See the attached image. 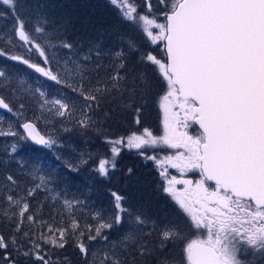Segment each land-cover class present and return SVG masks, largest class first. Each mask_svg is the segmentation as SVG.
Instances as JSON below:
<instances>
[{
	"label": "snow or ice",
	"instance_id": "1",
	"mask_svg": "<svg viewBox=\"0 0 264 264\" xmlns=\"http://www.w3.org/2000/svg\"><path fill=\"white\" fill-rule=\"evenodd\" d=\"M109 3L124 20L135 24L149 42L163 43L166 60L146 52L140 62L158 73L166 82L167 91L160 98L163 133L155 135L143 127L127 137L106 140L111 145L112 158L101 159L96 170L108 177L116 168L115 158L124 148L179 150L163 158L146 155V159L157 161L165 182L163 192L176 202L192 226L203 229L205 238L189 240L176 222L157 224L142 214L134 215L122 205L124 197L115 192L111 195L116 214L110 221L98 220L95 227L81 225L73 214L80 201L64 200L68 218L54 225L30 208V198L46 183L42 180L24 195L9 191L0 196V221L6 224V232H0V264H56L45 246L63 249L70 239L84 264H97L96 254L90 251L87 242L107 241L104 231L122 227L125 216L136 227L123 236L121 246L135 249L141 257H155L156 264H178L173 257L164 255L177 246H182L179 264H245L242 255L264 256V0H142V5L137 0H109ZM0 4L13 14V34L22 42L21 47L38 53L43 66L20 55H10L8 59L27 65L82 100L84 104L76 120L80 127L95 123L93 116L99 102L109 97L126 101L124 107L131 110L133 122L141 124L137 96H142L149 85L143 73L129 69L123 51L114 54L105 77H90L87 62L91 57L86 55L83 63L73 69L65 66L66 75L62 78L59 71L54 72L49 66L46 49L37 42L35 34L44 33V27L25 28V20L18 14L23 0H0ZM141 7L147 9L146 14ZM128 46L135 48L134 42ZM62 47L70 50L73 46L65 42ZM6 55L0 49V56ZM100 69L97 65L95 71L98 73ZM71 72L76 79L69 78ZM0 78L8 80L3 69ZM45 103L58 105L55 114L60 117L75 114L76 106L70 107L61 99ZM23 107L21 103L19 108ZM0 109L13 112L2 96ZM22 127L29 130L24 139L30 138L38 146L51 148L55 143L39 135L33 123H24ZM190 128L192 134L187 131ZM0 136L15 137L17 133L0 130ZM11 151H17L16 145ZM165 161L182 173H199L200 179L195 183L202 195L194 204L190 205L183 195L186 189L175 187L189 186L193 181L170 175ZM7 181L16 185L11 175ZM207 182H213L211 191ZM195 205L203 208L204 213ZM153 231L159 240L155 247L144 240ZM99 264H121V260L115 252H106Z\"/></svg>",
	"mask_w": 264,
	"mask_h": 264
},
{
	"label": "trees",
	"instance_id": "2",
	"mask_svg": "<svg viewBox=\"0 0 264 264\" xmlns=\"http://www.w3.org/2000/svg\"><path fill=\"white\" fill-rule=\"evenodd\" d=\"M137 3L142 5V0H137ZM141 10L143 13H147L146 8L141 7ZM3 11L13 16L7 6ZM18 14L25 20V28L44 27V33L35 34L37 42L46 49L49 66L54 72L59 71L62 78L66 75L65 66L68 69H73L76 64L83 63L82 58L86 55L91 57L87 62L90 77L93 79L97 75L105 77L107 66L112 63L114 54L123 51L127 56L126 62L131 71L143 73L145 76L151 74L150 77L154 79L155 83L149 86L142 96H137V103L141 105L140 125L133 122V117L130 114L131 110L124 107L126 101L109 97L99 102L100 107L96 109L93 116L95 123L90 127L82 128L76 123V120L79 116V108L83 106L84 102L68 89L49 79H46L43 83L41 82L38 89H26L19 80L24 74L25 65L18 61L13 70H4L8 74L7 81L0 78V95L3 97L9 95L11 105L14 107H18L22 103L27 108L26 113L23 111V114H25L23 115L24 119L36 121L40 128H42V123L38 116L45 118L52 132L53 141H55L50 150L40 151L30 147L20 137V140L26 145V150H17L13 159L8 158V160H5L4 154L6 147H9L7 141L10 136H0V169L10 172V175L16 181L20 177L26 178L28 189L41 184L42 180L46 181L37 190L36 195L29 200L30 208L36 209L41 219L48 209L50 213L55 215L54 225L66 222L68 210L63 202L69 200L80 201L74 208L73 214L81 225L89 224L95 227L98 221L97 218L110 221L116 214L114 197L108 200V203L98 204L92 208L83 206L79 209V206L88 202L83 194L90 187L93 177L100 181H107V177L99 175L96 170L101 159L112 158L111 145L106 140L127 137L132 132H140L143 127L151 129L155 135H161L159 129L163 126V118L160 98L167 91L166 82L160 79L152 67L142 64L140 57L146 52H152L158 58L166 60L162 50L163 44L154 45L149 42L135 24L127 22L121 17L119 11L109 3V0H82L77 6H75L74 0H23V7ZM96 28H101V32L94 35L93 32ZM0 42L3 41L0 39ZM65 42L71 43L72 49L62 47ZM129 42H134L135 48H129ZM19 51L17 55L24 56L26 59L30 58V62L34 64L38 65L40 63L43 65V58L35 51L21 50V48ZM54 57H64L69 62H66L60 70L54 66L55 62L52 60ZM97 65L101 66L98 73L95 71ZM68 76L70 79L77 78L74 72L68 73ZM23 84L25 85V83ZM17 85H22V87L19 86L22 88V92L13 89ZM8 87H12L10 92ZM41 93H44V95L41 96ZM55 99H61L68 103L70 107L75 105V114L66 115L65 117L56 115L55 111L58 105L45 103V101ZM154 150L155 148H146L143 149V152L150 154ZM166 150L168 148L160 151ZM115 159L117 160L116 170L119 173L124 172L126 169V162L127 168L131 169V172L144 169L150 171L152 169L150 166L151 160L146 159L145 155H141L137 151L132 152L130 149L124 148ZM84 161H87V163H84ZM153 172L151 174L157 184V192H154L155 185L150 176L145 177L143 175L144 181L140 186L126 192L127 196L123 206L134 215L142 214L159 224L160 217L175 215L176 208L170 204L171 202L163 193L160 183L158 184L155 180ZM111 175H113V172ZM67 184L69 189L65 190ZM71 186L74 189H71ZM4 193L6 192H2L0 196H3ZM148 196L150 203L147 204L141 201ZM158 199H160L159 202ZM186 222L190 224L187 217ZM135 227L132 219L125 216V224L122 227H114L111 230L104 231V234L108 237L107 241L102 239L91 242L86 241L89 243L90 251L96 254L97 264H99V260L107 249L119 253L116 255L120 258L121 264H156V258L149 260V258L137 255L135 249L121 246L123 236L127 233L126 229L131 230ZM0 232H6V229L1 227ZM147 239L145 236V242L150 243L152 247L159 243L156 231H153ZM71 248L75 249L71 254L72 258L70 259L72 260L64 264H84L83 257L71 239L63 249H51V246H45L49 257L50 255L56 256L59 253L68 252ZM170 250L171 248L165 254ZM178 251L182 252V246L174 247L166 256L173 257ZM173 258L177 262L181 260V256L179 259Z\"/></svg>",
	"mask_w": 264,
	"mask_h": 264
},
{
	"label": "bare ground",
	"instance_id": "3",
	"mask_svg": "<svg viewBox=\"0 0 264 264\" xmlns=\"http://www.w3.org/2000/svg\"><path fill=\"white\" fill-rule=\"evenodd\" d=\"M82 0H74L75 2V6H77L78 4L81 3ZM4 9H6V6L3 4H0V39L3 42H0V49H2L4 52L7 53L6 56H0V69L3 70H13L17 64V61H12L10 59H8V56L10 55H17L19 54V47H21V43L19 42H10L8 39V37H10L9 35L14 36V27H15V20L13 18V16L10 13H4ZM97 15V14H95ZM108 21V20H107ZM101 32V28H96L95 31L93 32V34L95 35L96 33ZM8 36V37H6ZM18 45V46H17ZM30 60V58H28ZM55 64H56V68H59L60 70H62V68L65 66V58H59V57H54L52 59ZM32 63V62H31ZM40 66H43L42 64H38ZM24 74L19 78V80H23V81H33L36 78L39 79L40 82H38L36 87H32L38 89L41 81L44 80V78L41 76V74L36 73V74H31L28 66L25 65V69L23 70ZM35 76V77H34ZM38 76V77H37ZM150 75H147L145 77L146 82L148 83L149 86H151L154 82V79H152ZM16 82V81H15ZM9 88V87H8ZM12 88V87H11ZM9 88L8 91L10 92L12 89ZM31 90V89H30ZM2 96V95H0ZM3 97V96H2ZM5 99V101L9 104V106L13 109L12 114L4 112L0 109V129L2 131H16L17 133V142L16 138H13V136L8 137V141L7 143H9V147H6V151H5V156L4 159L8 160L9 159H13L15 156V153H13L11 151L12 146L16 144L17 150H26V145L25 143H28L30 147H33L34 149L43 151V150H50L51 148L48 147H42L39 148L37 146H35L33 144V142H30L28 139H24V137H27L25 132L22 131L21 126L24 123L27 122H31L33 124H35V126L38 128V130H40L41 134L45 137V138H50L51 140H53V136H52V132L51 135H47L45 130H43V125L42 128L39 127V124L36 121L33 120H26L24 119L25 114H23V111L26 113L27 108L23 107V109L21 110L18 107H14L11 105V101L9 100V97L4 96L3 97ZM7 118V119H6ZM20 137L23 139L22 142L20 140ZM14 143V144H13ZM53 146V145H52ZM28 152V151H27ZM26 152V154H27ZM126 169L124 170V172L119 173L116 168L112 171H110V173L113 172V175H108L107 177V181H100L97 178L93 177L91 182H90V187L87 189V191L84 192L83 196L86 197V200L88 201L85 204H81L79 206V209L83 206L86 207H95L98 204H106L112 199V193H118V195H121L124 197V201H122V205H124L125 203V197L126 192H128V190L130 191L133 188L139 187L140 184L144 181V176L146 177L147 175L150 176V179L152 180V182L154 183V192H157V184L155 183L151 172L147 169V170H142V171H135V172H131L129 173V168H127V162L125 163ZM10 175V172H8L7 170L4 169H0V194L2 192H9V191H13L16 193H19L21 195L26 194L27 191V187H28V182L25 180L26 178L24 177H20L18 181H16V185L15 186H11L10 182L7 181V177ZM144 175V176H143ZM154 175V173H153ZM155 176V175H154ZM147 179V178H146ZM156 180V179H155ZM157 181V180H156ZM157 183L159 184L160 182L157 181ZM65 190L69 189L68 184L65 186ZM74 189L73 186H71V189ZM156 189V190H155ZM88 198V199H87ZM145 203H150V199L149 196L147 198H144L143 200ZM139 200V202H141ZM160 201V199H158V202ZM90 202V203H89ZM114 202V201H113ZM130 202V201H129ZM127 203V201H126ZM44 204V203H43ZM148 207H150L148 205ZM173 212V211H172ZM171 212V213H172ZM44 217L42 218L45 221H49L50 223L54 224L55 223V215L50 213L47 209V211H45L44 213ZM97 220H101L100 218H97ZM160 223L163 221H172L174 222V217L170 216V215H164L163 217H160L159 219ZM176 221V220H175ZM177 222V221H176ZM84 225H89V224H84ZM3 227L6 229V224L4 221H0V228ZM127 232L129 231V229H126ZM74 248H71L68 252L65 253H59V255L56 256H51L52 261L56 262V264H64L67 263L68 261L72 260L70 258H72L71 254L74 252Z\"/></svg>",
	"mask_w": 264,
	"mask_h": 264
},
{
	"label": "rangeland",
	"instance_id": "4",
	"mask_svg": "<svg viewBox=\"0 0 264 264\" xmlns=\"http://www.w3.org/2000/svg\"><path fill=\"white\" fill-rule=\"evenodd\" d=\"M160 22H163V20L161 19L160 20ZM10 37H8V36H6V37H8L9 39V41H12V42H19V43H21L19 40H18V38H16L15 36H12L11 37V35H9ZM37 37V36H36ZM161 44H163L162 42H160ZM18 46V45H17ZM163 47V46H162ZM19 49H20V47H19ZM21 50H28V49H25L24 47L23 48H21ZM162 50H163V48H162ZM164 52V51H163ZM66 62H69L68 60H66L65 61V63ZM54 66H56V64L54 65ZM28 69H29V71H30V73L31 74H36V72L34 71V69H31V68H29L28 67ZM158 74V73H157ZM42 76V75H41ZM35 77V76H34ZM43 77V76H42ZM44 78V80H42L41 82L43 83L47 78L46 77H43ZM160 79L161 80H163L161 77H160ZM21 82H22V85L26 88V89H32V87L34 86V87H36L38 84V82H40L39 81V79L38 78H36L35 80H33V81H30V82H26V81H24L23 82V80H20ZM23 83H25V85L23 84ZM22 85H17L16 87L14 86H12L13 87V89H18V90H21V92L23 91L22 90V88H20V87H22ZM20 86V87H19ZM7 97H9V95H7ZM46 99V98H45ZM9 100H10V97H9ZM11 101V100H10ZM175 110V109H174ZM161 113H162V118H163V116H164V113H163V110L161 109ZM38 119L40 120V122L42 123V125H43V130H45V132H46V134L47 135H51V130L49 129V127H48V123H47V121H46V119L45 118H42V116H38ZM162 125H163V119H162ZM160 130V132H161V134L163 133V126L161 127V129H159ZM181 130V129H180ZM16 132V131H15ZM13 138H16V140H17V136H15V137H13ZM16 145V144H15ZM127 149V148H126ZM130 150H132V152H139V153H141L142 151H143V149H136V148H132V149H130ZM161 150V149H160ZM159 150V147H157V148H155V150H154V152L153 153H150V154H148L147 152H146V154H145V158H146V155H156L158 158H163L164 156H167V155H173L176 151H179V150H174V149H168V150H166V151H160ZM150 160V159H149ZM115 161H117L116 159H115ZM150 166H151V171L153 170V168H154V178L158 181V182H160V186L162 187V185L165 183L164 181H163V179H162V177L160 176V171H161V168H160V166L158 165V163H157V161H155V160H151V162H150ZM164 166L165 167H167L168 168V172L170 173V175H173V176H176L177 177V179H190L191 178V176H192V171H189L188 173L187 172H185V173H182V172H180V171H178L177 169H175V168H172L170 165H169V163L167 162V161H165L164 162ZM193 173H196V176H195V178L197 179V180H199L198 179V177H200L199 176V173L198 172H195V171H193ZM112 173H110L109 175H111ZM194 183V182H193ZM175 187L178 189V190H180V189H186L185 191H184V193H183V195H185V196H187L188 197V201H189V204L190 205H192L193 204V202L195 201V199L197 198V194L198 193H194V191H192V188H190L189 186H185V185H179V184H177V185H175ZM163 191V190H162ZM164 193V192H163ZM166 196H167V198L170 200V204L171 205H173L174 206V208H176V214L175 215H173V217H174V222H176L177 224H178V226L181 228V230H182V232H183V234L190 240V239H197V238H199V239H204L205 238V235H204V232H203V229H200V230H198V229H196L194 226H192L191 225V222H190V219L188 218V220H189V223L190 224H188L187 222H186V215L185 214H183L182 213V211L179 209V207H178V205L176 204V202L168 195V194H166V193H164ZM175 216H177V217H175ZM176 220V221H175ZM191 225V226H190ZM147 238H149V236H146V239ZM148 240V239H147ZM150 241H151V238H150ZM150 246H151V244L150 243H148ZM153 244V243H152ZM173 250V248H171V250H170V252ZM106 252H115L114 250H110V249H107L106 250ZM170 252H167V253H170ZM166 253V254H167ZM115 254H119V253H115ZM165 253H164V255H166ZM171 254H173V253H171ZM180 256H181V252L180 251H178V253L176 252L174 255H173V257H175L176 259H179L180 258ZM146 258H149V260H153L155 257H146ZM244 262H245V264H264V256H261V255H259V254H256V255H253V254H251V253H249V254H247V255H242L241 257H240ZM178 264H179V261H178Z\"/></svg>",
	"mask_w": 264,
	"mask_h": 264
},
{
	"label": "flooded vegetation",
	"instance_id": "5",
	"mask_svg": "<svg viewBox=\"0 0 264 264\" xmlns=\"http://www.w3.org/2000/svg\"><path fill=\"white\" fill-rule=\"evenodd\" d=\"M181 115H182V113H181ZM184 130L185 129L181 128V131H184ZM187 131L189 132V134H192V129L191 128L190 129H187ZM195 176H196V173H193V171H192V176H191L190 180H192L194 183L192 185H189V187L192 188V191H194V193H198L197 194V198L195 199V201H196L202 195V193H199L196 190V183L195 182L197 181V179L195 178ZM198 179H200V177H198ZM206 186H208L209 187V190L211 191V184L209 182H207V185ZM194 202H193V204H194ZM201 202L203 203V201H201ZM209 206H213V205H209ZM195 207L196 208H199L201 214L204 213V209L203 208H200L199 205H195Z\"/></svg>",
	"mask_w": 264,
	"mask_h": 264
},
{
	"label": "water",
	"instance_id": "6",
	"mask_svg": "<svg viewBox=\"0 0 264 264\" xmlns=\"http://www.w3.org/2000/svg\"><path fill=\"white\" fill-rule=\"evenodd\" d=\"M1 110L4 111V112H7V110H4V109H1ZM7 113H9V112H7ZM10 114H12V113H10ZM30 123H31V122H30ZM21 129H22V131L25 132L26 136H28V131H29V130L24 129L22 126H21ZM35 131L38 132L39 135L43 136V135L41 134L40 130H38V128H37L36 126H35ZM28 140H29L30 142H33V144H34L35 146L39 147V148L44 147V146H38V145H36L35 142L32 141L30 138H29ZM211 183H213V182H211Z\"/></svg>",
	"mask_w": 264,
	"mask_h": 264
}]
</instances>
